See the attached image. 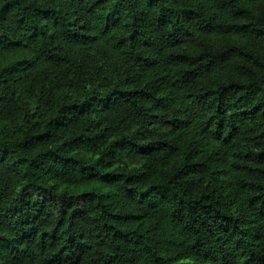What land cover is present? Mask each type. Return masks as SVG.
<instances>
[{
  "label": "clouds",
  "instance_id": "obj_1",
  "mask_svg": "<svg viewBox=\"0 0 264 264\" xmlns=\"http://www.w3.org/2000/svg\"><path fill=\"white\" fill-rule=\"evenodd\" d=\"M259 133L264 0H0V264H264Z\"/></svg>",
  "mask_w": 264,
  "mask_h": 264
},
{
  "label": "trees",
  "instance_id": "obj_2",
  "mask_svg": "<svg viewBox=\"0 0 264 264\" xmlns=\"http://www.w3.org/2000/svg\"><path fill=\"white\" fill-rule=\"evenodd\" d=\"M233 47L238 48L239 51L242 53V56L240 57L241 59H246L249 56H256L260 51L259 49L253 50L252 45H249L245 40L238 38V37H234ZM245 49H247V50H245ZM175 55L178 57H184V60H193V59L199 60L200 59V57H198V56L194 57L191 55L185 57L184 53H182V52L176 53ZM5 59H10V57H6ZM181 63H183V61H181ZM203 63H211V62L210 61H203ZM190 71H195V68L189 64L188 67L185 69L186 75ZM232 87H236L238 89H243V88H246L247 85L246 84H237V83H233V84L221 83L219 85V88L209 89L208 91L199 93V95L207 96L209 94V92L219 91L220 88H232ZM221 95H223V93H221ZM259 138H264V133H259ZM259 138L257 139V142L253 145V150L245 153V156L264 158V145H262L259 142ZM182 161L186 162V165L191 164L192 166H195L198 163V161H196V160L188 161V158L186 156H182ZM250 162L254 163V164L255 163L264 164V160L253 159ZM61 187H63V185Z\"/></svg>",
  "mask_w": 264,
  "mask_h": 264
}]
</instances>
